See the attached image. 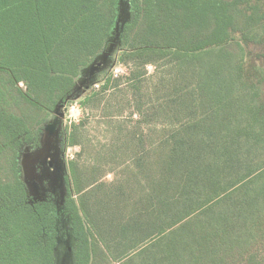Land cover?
<instances>
[{
    "label": "trees",
    "instance_id": "obj_1",
    "mask_svg": "<svg viewBox=\"0 0 264 264\" xmlns=\"http://www.w3.org/2000/svg\"><path fill=\"white\" fill-rule=\"evenodd\" d=\"M128 3L119 61L130 71L107 73L82 103L163 65L169 90L156 106L173 129L137 152L143 180L105 192L96 209L103 184L92 188L98 177L77 159H66L60 207L28 192L20 151L39 144L43 122L21 105L71 102L121 23V0H0V157L14 162L0 175V264H58L66 232L71 264H264V0ZM78 128L62 129L63 149L79 144Z\"/></svg>",
    "mask_w": 264,
    "mask_h": 264
},
{
    "label": "rangeland",
    "instance_id": "obj_2",
    "mask_svg": "<svg viewBox=\"0 0 264 264\" xmlns=\"http://www.w3.org/2000/svg\"><path fill=\"white\" fill-rule=\"evenodd\" d=\"M131 17L128 0H121V23H118L100 56L82 71L68 105L53 111L30 108L28 103L21 105L33 122H43L37 124L42 128L39 144L35 147L26 143L20 151L23 177L28 192L35 199L46 196L48 191L58 193L64 189L66 159H77L79 171L87 174L90 181L98 177V184L92 188L103 184L94 195L95 208L98 209L99 198L105 192L116 195L118 185L135 182L138 178L143 180L140 175L135 177L138 171L136 165L141 161L137 152L154 151L160 143L159 138L173 129L171 116L156 106V101L169 90V76H166L167 69L163 65H147V75L139 86H134L128 79H122L117 86L105 93L93 95L87 104L82 103L86 90L90 88L88 86L101 83L99 79L113 72L115 67H121L124 76L130 71L119 61V57L122 27ZM19 86L27 89L25 83ZM140 107L143 116L137 112ZM73 123L79 125V144L63 149L62 129ZM13 163V153L8 151L1 156L0 175L8 177ZM61 238L57 252L58 263L69 264V260H74L75 240L68 232ZM133 262L143 264L144 260L141 257Z\"/></svg>",
    "mask_w": 264,
    "mask_h": 264
},
{
    "label": "flooded vegetation",
    "instance_id": "obj_3",
    "mask_svg": "<svg viewBox=\"0 0 264 264\" xmlns=\"http://www.w3.org/2000/svg\"><path fill=\"white\" fill-rule=\"evenodd\" d=\"M58 187V186H57ZM54 188H55V186H54ZM56 190H58L57 188H56ZM63 191V192H62ZM60 192V193H59ZM62 192V193H61ZM66 193V188H64V189H62V190H60V191H58V193L57 192H55V191H52V192H49L48 191V194L46 195V196H44V197H40V198H38V199H46V198H49V199H52L59 207L63 204V201H64V197H65V193ZM62 194V195H61ZM61 195V196H60ZM62 197L61 199H60V197ZM37 199V198H36ZM57 257H58V255H57ZM58 259V258H57Z\"/></svg>",
    "mask_w": 264,
    "mask_h": 264
},
{
    "label": "built area",
    "instance_id": "obj_4",
    "mask_svg": "<svg viewBox=\"0 0 264 264\" xmlns=\"http://www.w3.org/2000/svg\"><path fill=\"white\" fill-rule=\"evenodd\" d=\"M122 73H124V72H123V70H122L121 67H120V68L115 67V68L113 69V74H114V76L122 75ZM95 87H96V88H99V87H100V83H99V84H95Z\"/></svg>",
    "mask_w": 264,
    "mask_h": 264
},
{
    "label": "crops",
    "instance_id": "obj_5",
    "mask_svg": "<svg viewBox=\"0 0 264 264\" xmlns=\"http://www.w3.org/2000/svg\"><path fill=\"white\" fill-rule=\"evenodd\" d=\"M99 56H100V55H99ZM99 56H98V57H99ZM24 83H25L24 81H21L19 84H20V85H21V84L24 85ZM71 261H72V259H71ZM71 261L69 260V262H70L69 264H71V263L74 262V260H73V262H71ZM62 264H63V263H62Z\"/></svg>",
    "mask_w": 264,
    "mask_h": 264
},
{
    "label": "water",
    "instance_id": "obj_6",
    "mask_svg": "<svg viewBox=\"0 0 264 264\" xmlns=\"http://www.w3.org/2000/svg\"><path fill=\"white\" fill-rule=\"evenodd\" d=\"M88 87H90V86H88ZM71 250V249H70ZM69 255H71V254H69ZM58 258V257H57ZM58 262H59V260H58ZM58 264H60V263H58Z\"/></svg>",
    "mask_w": 264,
    "mask_h": 264
}]
</instances>
